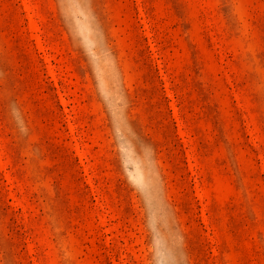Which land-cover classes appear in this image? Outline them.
<instances>
[{
	"label": "rangeland",
	"instance_id": "374dc122",
	"mask_svg": "<svg viewBox=\"0 0 264 264\" xmlns=\"http://www.w3.org/2000/svg\"><path fill=\"white\" fill-rule=\"evenodd\" d=\"M0 264H264V0H0Z\"/></svg>",
	"mask_w": 264,
	"mask_h": 264
}]
</instances>
